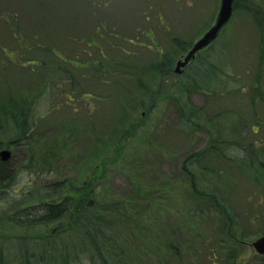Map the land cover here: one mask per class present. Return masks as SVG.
Wrapping results in <instances>:
<instances>
[{
  "label": "rangeland",
  "instance_id": "1",
  "mask_svg": "<svg viewBox=\"0 0 264 264\" xmlns=\"http://www.w3.org/2000/svg\"><path fill=\"white\" fill-rule=\"evenodd\" d=\"M220 1L0 0L2 123L14 122L19 117L16 109L28 106L24 101L40 114L42 124L29 140L44 138L50 145L72 129L77 132L70 150L56 160L57 165L53 162L54 170L42 176L21 171L19 166L28 157L29 140L13 149L4 148L12 151V164L19 167L14 186L19 205L35 203L29 198L19 199L20 191L30 188L27 183L38 186L62 181L74 186V195L81 201L101 197L116 202V197H122L126 206L134 204L143 210L137 214L142 225L129 240L134 255H138L136 264H161L159 251L169 255L170 264H181L176 249L183 264H223L217 263L212 253L230 244L222 235L226 224L210 213L206 202L195 201L182 172L185 158L209 145L211 138L204 130L186 133L179 127L182 118L176 98L180 95L173 90H180L181 84L187 88V75H192L195 68L189 65L181 73L175 72L176 58L168 74L143 70L146 60L153 61L151 67L161 62L165 53L176 51L175 38L194 44L214 24ZM248 5L252 10L258 8L250 0ZM101 22L104 27L98 29ZM90 39L98 47H88ZM216 41L215 47L226 51L224 60L229 58L230 68L225 65L226 69L240 77L238 81L227 80V90L241 85L239 90L243 91L238 99L218 94L213 103H208L209 118H216L225 109L232 112L221 118L215 139L240 144L253 140L255 147L262 150L260 129L255 127L258 132L253 134L244 125L253 105L248 91L253 87L264 92V60L260 58V35L253 17L238 11ZM117 46L129 53L136 67L134 78L129 74L123 78L112 63L108 65L110 58L116 59L121 53ZM101 56L105 62L102 69L106 71L97 73L95 67L82 69L77 65V59L101 60ZM216 59L222 62V57ZM251 81L257 83L250 87L247 83ZM38 90L44 91L36 99ZM185 90L187 100L194 106H203L204 91L190 86ZM255 103L261 115L264 93L263 99ZM221 185L222 197L236 213V226H248L254 234L241 241L236 264H264V256L252 246L263 235L256 232H262L264 223L250 227V213L246 212L263 187L236 171L225 174ZM261 200L260 211L264 210V196ZM67 221L68 218L63 220L64 225ZM119 225L122 231L129 228L128 221ZM22 234L32 236L35 229L20 227L10 217L0 215V238ZM170 243L175 247L171 248Z\"/></svg>",
  "mask_w": 264,
  "mask_h": 264
},
{
  "label": "trees",
  "instance_id": "2",
  "mask_svg": "<svg viewBox=\"0 0 264 264\" xmlns=\"http://www.w3.org/2000/svg\"><path fill=\"white\" fill-rule=\"evenodd\" d=\"M241 1L245 3L241 4ZM250 1L258 8L252 10L248 5V0H236L233 17L240 10L246 11L253 17L260 35V51H262L260 52V58L264 60V0ZM99 24L98 29H102L104 27L103 22ZM113 36L116 37L117 35ZM175 39L174 42L180 48L176 46V51L165 53V58L161 62L153 63L152 69L150 65L153 61L148 63V60H146L143 66L145 72L168 74L172 71L175 59L181 58L193 45V41L187 42L177 40L178 38ZM90 40L93 43L95 42L92 39ZM216 42L218 41L198 53L196 58L187 65H192L195 69L192 75H189V77L187 75L186 87L190 86L196 91L205 92L203 106H194L186 99L187 90L185 89L187 88H184L182 84L179 87L180 90L173 91L180 95L178 99L176 98L182 118L179 127L185 128L186 133H192L199 129L210 134L209 145L192 152L185 158L182 172L188 180V186L196 198L195 201L197 203L199 201L206 202L211 208L210 213L226 224L222 235L228 238L230 244L223 245L224 248H221L217 254L213 252L212 256L217 259V263L222 261L223 264H236L240 255L237 249L241 241L247 239V236L254 237V234L248 230V226L244 228L236 226V213H233L232 207L222 197L221 183H223L225 174L236 171L259 184L260 188L263 187V190L257 193L258 198L250 205L251 209H246V212L250 213V216H247L250 227L254 224L264 223V210L260 211V208H258L264 196V147L259 150L255 147L256 142L253 140L240 144L237 142L232 143L230 140L218 141L215 139L218 135V126L222 122L221 118L224 115H232V112L225 109L216 118H209L208 105L213 103L218 94L238 99L240 92L243 91L239 90L242 89L241 85L238 88L235 86L236 90H231V88L227 90L230 84L227 80L238 81L240 77L233 75L229 69H226L225 65L230 68L229 58L226 57V60H224L226 51L222 48L217 49L215 47ZM112 47L115 48V46ZM117 48L121 50V53L119 52L120 54L116 59H109L114 70L118 71L119 74L117 75H124L123 78L127 74L134 78L133 72L136 67L128 58L129 53L127 54L119 46ZM100 55H103L101 51ZM104 57L106 56L104 55ZM219 57H222L221 63L216 59ZM102 61L103 56H101L100 66L103 65ZM121 77L117 76V78ZM253 83H257V81H251L247 84L252 87ZM247 84L244 86H247ZM145 90L148 92L147 88ZM43 91L38 90L35 98L37 99ZM248 92L250 102L253 105H250L251 115L244 122V125L248 126L253 134L258 132L255 127L260 129L264 139V111L260 115V109L255 103L257 99H263L264 92L253 90V87ZM23 103L28 106L16 109L19 116L17 119L14 120V116L12 117L10 113L14 122L4 124L0 115V150L6 147L13 149L20 142L32 139V136L37 133L36 128L42 125L40 114L33 111L31 104L24 101ZM46 113L47 111L44 114ZM2 115H5V112ZM31 116L36 117L32 120ZM75 131L76 129H72L71 133L66 132L64 135L58 136L50 145L44 141V138L29 140L28 157L23 159L19 165L21 171L26 170L33 175L42 176L54 170L53 162L57 165L56 160L62 154H66L73 146L75 142L74 135H77ZM4 137L7 139L6 141H4ZM262 145L264 146V141ZM18 174L19 167L12 164V158L5 161L0 157V215L10 217L12 223L20 227L34 228L35 234L32 236L22 234L0 238V264H136L135 260L138 255H134V247L129 243V240L135 234L136 228L138 229L142 223L138 216L143 211L139 210L140 207L134 204L126 206L122 197H116L115 194H112L111 197H116L118 199L116 202L101 197H93L91 201L89 200L90 202L87 199L81 201L74 195L77 193L74 186L68 185V183L64 184L62 181L38 186L27 183L30 188L27 191L21 190L20 194L18 193L19 199L29 198L34 200L35 203L21 206L18 199L14 198V194H17L14 186L18 181ZM261 184L263 185L261 186ZM91 194L94 195L93 192ZM250 199L247 200L250 201ZM245 204L246 202L243 204L244 207H247ZM147 207L148 205L146 209ZM159 212L162 211L159 210ZM243 215H247V213ZM65 218H68L67 225L63 223ZM121 221H128L129 228L127 231H122L120 228L119 222ZM51 224H55L56 227H51ZM49 226L50 229L48 230L46 227ZM44 229H46V232L43 231ZM125 232H129L130 236ZM256 233L264 234V229L262 232ZM169 246L171 248L175 247L172 243ZM161 247L164 250L162 245ZM175 254H177L179 262L183 264L179 249L175 250ZM159 258H161V264H170V257L164 252L159 251ZM211 262L214 263L215 261L212 260Z\"/></svg>",
  "mask_w": 264,
  "mask_h": 264
},
{
  "label": "water",
  "instance_id": "3",
  "mask_svg": "<svg viewBox=\"0 0 264 264\" xmlns=\"http://www.w3.org/2000/svg\"><path fill=\"white\" fill-rule=\"evenodd\" d=\"M236 0H221L220 9L214 24L192 45L191 49L177 61L175 72L181 73L197 53L209 47L219 37L223 29L230 22L235 11ZM12 156L10 149L0 150L2 160H8ZM252 246L257 253L264 255V234L252 242Z\"/></svg>",
  "mask_w": 264,
  "mask_h": 264
},
{
  "label": "flooded vegetation",
  "instance_id": "4",
  "mask_svg": "<svg viewBox=\"0 0 264 264\" xmlns=\"http://www.w3.org/2000/svg\"><path fill=\"white\" fill-rule=\"evenodd\" d=\"M147 36H149V37H151L152 35H150V34H147ZM88 47H98V45L96 44V42H91V43H89L88 42ZM204 50H206V49H204ZM204 50H202V51H204ZM201 52V51H200ZM199 52V53H200ZM198 54V53H197ZM91 56V55H90ZM197 56V55H196ZM183 57V56H182ZM181 57V58H182ZM92 58V60H89V59H77V65L79 66V67H81L82 69H86V68H90V67H95V72H97V73H99V72H101L102 70V68H103V66H105V62H103V65L102 66H100V60H95L93 57H91ZM196 58V57H195ZM180 59V58H179ZM178 59V60H179ZM109 61V63H111L110 62V60H108ZM103 71H105V70H103ZM106 74V73H105ZM100 77V76H99Z\"/></svg>",
  "mask_w": 264,
  "mask_h": 264
}]
</instances>
